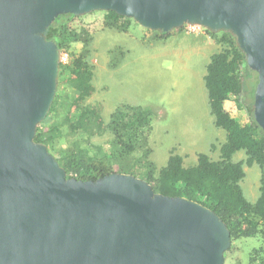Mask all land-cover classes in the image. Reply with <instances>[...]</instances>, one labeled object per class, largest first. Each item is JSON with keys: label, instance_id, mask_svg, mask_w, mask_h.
<instances>
[{"label": "water", "instance_id": "water-1", "mask_svg": "<svg viewBox=\"0 0 264 264\" xmlns=\"http://www.w3.org/2000/svg\"><path fill=\"white\" fill-rule=\"evenodd\" d=\"M94 11L164 33L230 32L257 73L264 131V0H0V264H224L231 232L212 208L130 173L67 177L35 139L59 84L51 25Z\"/></svg>", "mask_w": 264, "mask_h": 264}, {"label": "trees", "instance_id": "trees-1", "mask_svg": "<svg viewBox=\"0 0 264 264\" xmlns=\"http://www.w3.org/2000/svg\"><path fill=\"white\" fill-rule=\"evenodd\" d=\"M74 18L71 14L59 16L51 25L48 39L55 41L62 52L69 48L66 30ZM132 21L114 11L104 14V24L119 31L127 32ZM151 31L156 32V38L167 35ZM207 32L219 37L221 44L220 50L211 56L204 76L214 123L227 132L226 141L220 145L219 159L199 153L195 165L185 166L184 157L172 150L167 164L158 168L149 158L152 111L123 104L105 122L101 106L83 104L94 91V65L85 56L74 53L69 63L60 64L59 83L67 81L75 96L56 94L49 114L38 124L35 139L48 146L65 168L67 177L96 180L112 172L130 173L146 179L156 192L185 196L212 208L227 223L232 247L242 237L260 238V244L249 253L248 264H264V131L253 115L257 73L247 65L235 36L226 31ZM117 65L118 62H112V66ZM232 98L238 108L250 115L249 123L242 124L225 110L224 102ZM77 105L81 110L77 120H73ZM43 124L47 127L43 128ZM108 131L114 135L110 154L101 144L90 142L94 135ZM62 141L66 145L61 144ZM140 148H144L143 154L132 158ZM216 148L217 145L212 144V150ZM239 150H245L246 158L235 162L232 157ZM117 152L120 162L125 160L119 171L114 169ZM255 163L260 166L262 176L260 197L252 202L246 197L241 181L246 175L244 166Z\"/></svg>", "mask_w": 264, "mask_h": 264}, {"label": "rangeland", "instance_id": "rangeland-1", "mask_svg": "<svg viewBox=\"0 0 264 264\" xmlns=\"http://www.w3.org/2000/svg\"><path fill=\"white\" fill-rule=\"evenodd\" d=\"M105 12L77 16L66 30L69 48L65 52L69 61L74 53L85 56L94 65V91L83 104L101 106L105 122L123 104L150 109L153 116L149 158L158 168L167 164L172 150L184 156L185 166L195 165L199 153L219 159V148L226 141L227 132L214 123L204 80L211 56L221 48L219 37H213L202 26L188 32L184 25L156 38V32L135 20L123 32L104 24ZM113 61L118 65L112 66ZM56 94L75 96L67 81L58 84ZM74 109L72 119L77 120L81 106ZM233 111L241 115L242 124L250 122V115L244 109L234 107ZM113 136L108 131L94 135L90 142L101 144L110 154ZM60 143L66 145L65 141ZM212 144L217 145L216 150H212ZM144 148L131 157H140ZM244 158L245 150H239L232 160ZM124 162H120L117 152L114 169L119 171ZM244 169L246 175L241 186L246 197L255 202L260 197L262 170L256 163L245 165ZM259 244V237L238 239L225 252L224 264H248L250 251Z\"/></svg>", "mask_w": 264, "mask_h": 264}, {"label": "crops", "instance_id": "crops-1", "mask_svg": "<svg viewBox=\"0 0 264 264\" xmlns=\"http://www.w3.org/2000/svg\"><path fill=\"white\" fill-rule=\"evenodd\" d=\"M237 107L236 101L234 100V98L232 99H228L224 102V108L227 112H230L231 116L234 117L235 119H237L238 121H240L241 119V115H239L237 112L235 114V112L233 111V108ZM232 109V110H231ZM217 149V148H216ZM215 149V150H216ZM220 149V148H219ZM184 157V156H183Z\"/></svg>", "mask_w": 264, "mask_h": 264}, {"label": "built area", "instance_id": "built-area-1", "mask_svg": "<svg viewBox=\"0 0 264 264\" xmlns=\"http://www.w3.org/2000/svg\"><path fill=\"white\" fill-rule=\"evenodd\" d=\"M186 28H187V31L188 32H192V31H195L197 29H200L201 26L199 25H192V24H187L186 25ZM60 59H61V62L66 64V63H69V55H68V52H65V51H61V56H60Z\"/></svg>", "mask_w": 264, "mask_h": 264}]
</instances>
